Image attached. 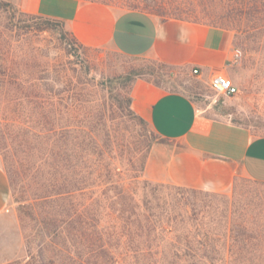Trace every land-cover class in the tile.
Segmentation results:
<instances>
[{
  "label": "rangeland",
  "instance_id": "obj_1",
  "mask_svg": "<svg viewBox=\"0 0 264 264\" xmlns=\"http://www.w3.org/2000/svg\"><path fill=\"white\" fill-rule=\"evenodd\" d=\"M82 1L104 4L118 13L141 10L161 19L216 23L243 55L242 62L227 71L238 92L217 95L209 82L188 70L128 57L112 48L85 47L62 22L27 12L25 0H0V166L11 186L0 216V264L33 261L24 250L25 237L37 229L32 188L7 171L12 145L34 141L30 133L24 134L51 126L54 115L63 125L86 131L76 140L84 136L90 142L92 134L122 176L132 177L142 167L139 180L149 181L151 187L135 185L139 204L158 208L183 238L214 241L217 255L228 257L229 264L241 263L235 258L244 259L242 264H264V184L240 173L224 192L149 180L145 168L160 139L147 122L130 114L127 104L134 82L147 79L187 94L207 114L264 136V29L258 21H249L232 0L207 9L198 0ZM44 112L49 118H42Z\"/></svg>",
  "mask_w": 264,
  "mask_h": 264
},
{
  "label": "trees",
  "instance_id": "obj_2",
  "mask_svg": "<svg viewBox=\"0 0 264 264\" xmlns=\"http://www.w3.org/2000/svg\"><path fill=\"white\" fill-rule=\"evenodd\" d=\"M198 1L206 9L224 2ZM232 1L249 21H258L264 29V0ZM209 26L220 27L216 23ZM127 104L130 114L146 123L132 110V95ZM42 118L49 116L44 112ZM50 125L24 134L30 133L34 141L12 145L13 161L7 171L11 178L21 176L32 188L37 229L25 237V253L33 260L27 264L232 263L217 255L214 241L183 238L158 208L147 202L139 204L135 185L151 187L149 181L139 180L142 167L126 178L92 134L90 142L84 136V140H76L86 131L63 125L56 115ZM32 235L36 254L32 253ZM233 260L242 264L244 259Z\"/></svg>",
  "mask_w": 264,
  "mask_h": 264
},
{
  "label": "crops",
  "instance_id": "obj_3",
  "mask_svg": "<svg viewBox=\"0 0 264 264\" xmlns=\"http://www.w3.org/2000/svg\"><path fill=\"white\" fill-rule=\"evenodd\" d=\"M24 9L62 22L85 47L112 48L135 58L155 59L190 71L210 84L213 74H226L231 49L220 27L179 19H161L141 10L118 13L100 3L82 0H25ZM194 75V74H193ZM132 110L159 137L145 168L154 182L211 192H224L240 173L264 184V136L207 114L181 91L147 79L132 89ZM11 192L0 166V216Z\"/></svg>",
  "mask_w": 264,
  "mask_h": 264
},
{
  "label": "built area",
  "instance_id": "obj_4",
  "mask_svg": "<svg viewBox=\"0 0 264 264\" xmlns=\"http://www.w3.org/2000/svg\"><path fill=\"white\" fill-rule=\"evenodd\" d=\"M243 55L240 50L231 49L227 67L232 68L242 62ZM194 75L200 74V69H193ZM210 87L217 95L231 97L238 92V88L232 83L226 74H213L210 80Z\"/></svg>",
  "mask_w": 264,
  "mask_h": 264
}]
</instances>
